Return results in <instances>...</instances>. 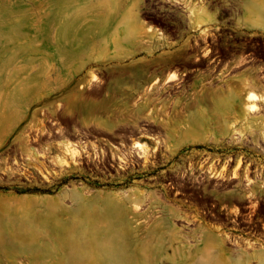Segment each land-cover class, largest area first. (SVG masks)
<instances>
[{"label":"rangeland","instance_id":"rangeland-1","mask_svg":"<svg viewBox=\"0 0 264 264\" xmlns=\"http://www.w3.org/2000/svg\"><path fill=\"white\" fill-rule=\"evenodd\" d=\"M242 2L0 0V264H91V239L85 228L96 216L94 211L99 205L92 197L135 187L143 194L154 191L159 197L168 192L169 205L180 214L170 222L182 235H192L191 230L201 225L216 236L228 234L243 242L250 241L264 252V183L261 188L255 187L251 199H233L234 202L220 199L227 192L237 194L238 189L249 188L243 176L248 169L250 178L257 180L255 176L259 174V183L264 182V104L258 103L260 110L255 115L238 112L249 122L230 116L226 119L227 134L223 137L229 138L230 122L235 123V128L242 132L238 143L228 144L226 139L220 141L221 135H208V139L215 138L217 143L187 144L169 151L154 143L157 138L165 140L163 131H146L150 127L143 108L145 88L138 86L137 79L151 72L161 73V78L156 76L159 79L156 88L171 86V89L161 95L157 92L155 97L168 98L164 120L170 119L176 108L182 113L176 127L184 122L185 111L181 110L185 98H193L205 86L212 89L210 98L214 90L224 89L228 94L231 88L242 92L243 100L247 85L253 82L254 91L264 95V76L260 77L259 68L254 62L244 64L243 58L233 55L219 75L214 72L189 80L193 74L189 58L192 42L206 39L220 27L210 12L220 9L227 12L230 19L223 26L232 35L247 40L264 35V31L248 29L240 22ZM229 40L232 43L238 39ZM170 74L176 80L163 81ZM201 77V83L195 85ZM107 97L110 101L106 111L112 112L99 114L109 119H84L77 113L90 102L99 103ZM155 104L161 106L159 101ZM59 130L73 141L82 136V140L95 142L105 157L89 161L82 158L74 169L52 165L48 158L59 154L58 150L53 151L60 142ZM178 138L177 134L172 136ZM132 141L149 146L152 155L147 169L136 157L132 159L137 161L132 172L119 169L116 159L109 162L113 152L125 150ZM46 148L49 151L44 164L49 172L43 175L28 166L26 158L32 156L31 151H47ZM206 158L210 163L207 161L204 167L215 163L214 172L221 170V177L217 176L219 173L210 179L209 174L204 175L205 168L199 167ZM238 159L242 162L236 170L238 179L228 180ZM190 164L195 177L201 175L199 183L188 177ZM183 170L186 177L179 179ZM75 191H89L92 200L82 203L81 198L73 195ZM147 202L139 205L142 210ZM225 245L236 250L228 242Z\"/></svg>","mask_w":264,"mask_h":264},{"label":"bare ground","instance_id":"bare-ground-1","mask_svg":"<svg viewBox=\"0 0 264 264\" xmlns=\"http://www.w3.org/2000/svg\"><path fill=\"white\" fill-rule=\"evenodd\" d=\"M190 14L192 15L193 13L190 11ZM160 75H161L160 72L157 74H155V72H151L150 74L144 75L143 77L141 76L142 78H137V79L139 82L138 86L140 87L143 85L145 88L144 90L145 95L143 96L145 97L144 99L145 105L143 108L147 112L146 121L148 122L149 127H150L148 128V132L150 131L151 133L154 131L156 133H161L160 131H163L162 133L166 135L165 140L159 141L157 138L155 139L154 143L165 146L169 151L171 150V148H174L176 146L181 147L182 145H187V144H197V143L215 144L217 143V139L215 138L208 139L210 137V136L207 137L208 135H213V136L221 135L222 137L220 138V141H222L223 139H226L228 144H233L234 142L238 143L239 141H241L242 132L240 133L239 129L235 128V125H236L235 123L230 122L231 124L229 128L231 131L230 130L229 131L231 135L229 136V138L223 137L224 134L225 135L227 134L226 126H225L226 119L230 116V117H237L240 120H245L249 122L248 118H245L244 116L240 117V115H238V112L241 110V111H244L243 113H245V115H255L260 110L258 103L261 102L264 104V95H262L261 93L259 94L254 91L255 84L253 82L250 85H247L248 91L246 92L244 96V99H243L244 102L241 98V94L243 93L242 92L240 93L239 90H235V89L232 90L229 87L230 90L229 92L227 91L228 94H226L224 89L214 90L216 89L214 87L213 89L214 91L211 92L212 97L210 98L209 91L212 89L210 88V90H208L209 88L205 86L201 88L199 91H196V94L194 95L193 98L192 97L188 98V96L185 98L184 108L181 110V111L184 110L186 113V114L184 113L185 116L183 115L184 122L182 121L183 123L181 125L179 124L180 127H176L178 125L177 121L179 117L182 115V113L179 114L178 113L179 111H177L176 110L177 108H176L173 110V115L171 116V118L169 115L170 119L164 120L162 116L165 113V111L167 114V110H165L164 105L167 104L166 100L168 98L166 97H165L166 99L160 98L159 100V98L155 97L157 95L156 94L157 92H159L161 95L163 91L165 93L171 89V86L162 87L161 89L156 88L157 81H159L158 77L156 76L160 77ZM174 79L176 80L175 75L170 74L169 76L165 77L163 81L171 82ZM201 79H203V77H201L196 82L195 85H198V83H201ZM144 84L146 85V87ZM197 87L198 86H196V88ZM109 101H110V97L105 98L103 101L99 103L90 102V104L85 105L84 108L79 109L77 113L81 114V116H83L84 119L93 118V119L101 120L102 118H104L103 116L105 114L112 112V110L106 111L107 109H109L108 107ZM156 101H159V104L161 106L157 107L158 103L155 104ZM104 111L106 112L103 114V116L99 114V112H104ZM180 118H182V116ZM104 119L107 120L109 118L105 117ZM209 124H213L214 126L210 128L208 127ZM59 133H60V136H59L60 142L53 149L54 152H56V150L59 151L58 155L48 158L47 155H48L49 149L46 148L47 151L46 150H42L39 152L31 151L32 156L30 155L31 157L28 156L26 158L27 165L34 168L39 174H43V172H46V173L49 172V171L47 172V169H46L47 166L45 167V164H44V161L46 160V158L51 160L50 162L52 165L65 167L68 169H71V168L74 169L75 167L81 164L82 158H86L89 161L92 158L97 160L102 157H105L104 153L100 151L99 147H97L95 142L89 143L85 140H82V137L79 138L77 141H73L70 138L64 136L60 130H59ZM174 134L175 135L177 134L179 138L172 139V136ZM158 135L160 136V134ZM226 140L224 142H226ZM241 146H242V143H241ZM216 149L214 150L216 151ZM99 152L102 154H99ZM153 152L155 153V151H152V153ZM151 155L152 154L150 153V148L147 144L134 142L129 147V150L127 152H124V151H120V152L117 151L115 153L113 152L112 158L117 157L121 169H124V170L129 169V172H132L134 170V166L137 164V161L135 163V161L132 160L133 158L136 157V159H140L142 161V164H141L142 167L144 169H147L148 162H150ZM202 155L203 157H205L204 154ZM67 159H69L71 162L69 163ZM207 161H209L208 158L204 159V161L201 163V166L199 168L200 169L205 168L204 164H206ZM241 164H242L241 160L238 159L235 163L233 171L231 170L232 171V176H230L231 179H228V180L233 179L234 181V179L237 178L236 174L238 175V173H236V170L241 168L240 167ZM213 165H209L204 169V175L205 173L209 174L210 175V177H208L209 179L217 173H219L217 176L221 175L220 173L221 170L217 173L214 172L217 168L214 169L215 167H213ZM229 165L231 164L229 163ZM153 168L154 166H152L151 169ZM248 170L250 171V169ZM248 170L244 172L243 176H244L246 185H248L249 188L244 189L242 187L243 188L242 190L237 188L239 190L237 194H234L232 192H227L223 194L222 197H220L221 200L230 202L233 199H237L239 201H242L246 198L251 199L253 197L255 187L259 186V188H261L262 187L261 185L264 182L259 183L258 179L259 180L261 179V177L259 178L260 176L259 174H257V176L254 175L255 179L257 180L250 178L248 175V172H249ZM188 171L190 172L188 173L189 174L188 177H190L197 183L201 181L200 179L201 175L200 176L197 175L198 177H195L193 173L194 169L191 166V164L189 165ZM223 172L224 170L222 171V176H223ZM185 173H186L185 170L180 172L179 179L185 178L186 177ZM201 174L203 175L202 172ZM68 175H71V174H68ZM172 177H175V176H172ZM188 177L186 179L187 181L190 182V179L188 180ZM214 181H216V178ZM202 183L204 184L203 181ZM206 183H209V182L206 181ZM244 183L242 184L244 185ZM181 184H183V182ZM231 184H233V182ZM196 188H198V186ZM263 189H264V185H263ZM89 194H90L89 191L73 192V195L81 198L82 203L88 200L91 201L92 198H94L99 204L98 206H96V209L94 211L96 213V216H94L90 221L87 222V226L85 228L86 234H88L91 239V249L93 253L91 264H165V263L166 264H250L251 262H254L255 264H264V252L261 250V247L258 248L257 246H254L252 242L250 243V241L243 242L240 238L233 237L228 234L216 236L212 233L211 230L202 228L201 225L196 226L193 230H191L193 233L192 235H182L179 231L175 229V227L170 222L172 218L179 217L180 214L176 212L174 207L169 205L168 192L162 193V195L159 197V195L157 196V194L154 191H149L146 194H143V192H141L138 187H135L128 191H122V192L97 193L91 199H89V196H88ZM145 200L148 201L146 205L147 207L145 210H142L139 205ZM253 204L255 205L257 204V202L255 201V203ZM253 204H252V207L254 206ZM65 208H67V206ZM76 210H77V206H76ZM181 210L183 211V209ZM63 211H64L63 213H65V209ZM181 215L184 216V214H181ZM194 218H196V216H194ZM194 223L192 225H194ZM192 242H195L196 246L191 245ZM226 242H228V244L230 243V245L235 247L236 250L232 251V250L227 249L225 247ZM168 252H170V254H168Z\"/></svg>","mask_w":264,"mask_h":264},{"label":"flooded vegetation","instance_id":"flooded-vegetation-1","mask_svg":"<svg viewBox=\"0 0 264 264\" xmlns=\"http://www.w3.org/2000/svg\"><path fill=\"white\" fill-rule=\"evenodd\" d=\"M228 19H230V17L227 12L220 9L215 15L216 23L220 27L215 28V32L212 31L209 33L206 39L192 42L189 58L192 60L193 68L191 69V72H193V74L190 75L191 78L189 77L190 81L199 75L207 77L214 72L219 75L220 70L224 69L230 62L229 57L231 55L243 58L244 64L254 62L255 66L259 68V72L262 73L260 77L264 76V35L257 34L252 40L232 35L228 31V28L223 26V23L228 21ZM230 38L238 40L230 43ZM231 46H234L235 48L231 49ZM134 142L138 141H132V143ZM132 143L125 146V150H119V152H127ZM114 159L118 161L117 157L112 158L110 156L109 162H113ZM97 162L101 163L100 160ZM110 167H113V165L110 164ZM117 167L121 169L119 161L117 162ZM254 227H256V225H254ZM244 228L249 229V226Z\"/></svg>","mask_w":264,"mask_h":264},{"label":"crops","instance_id":"crops-1","mask_svg":"<svg viewBox=\"0 0 264 264\" xmlns=\"http://www.w3.org/2000/svg\"><path fill=\"white\" fill-rule=\"evenodd\" d=\"M239 20L248 29L255 31H264V0H243L239 6ZM209 14H215L216 12H210ZM211 17L212 20H214Z\"/></svg>","mask_w":264,"mask_h":264}]
</instances>
